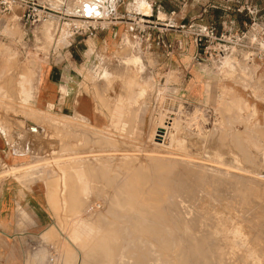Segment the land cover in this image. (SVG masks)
Here are the masks:
<instances>
[{
    "label": "rangeland",
    "instance_id": "374dc122",
    "mask_svg": "<svg viewBox=\"0 0 264 264\" xmlns=\"http://www.w3.org/2000/svg\"><path fill=\"white\" fill-rule=\"evenodd\" d=\"M35 1L51 12L33 27L19 9L0 14V185L23 189L0 204V264H264V67L237 50L166 61L101 31L86 10L107 14L105 0ZM88 24L78 106L71 116L36 109L39 66L54 45L65 50L67 29ZM245 63L252 79L239 73Z\"/></svg>",
    "mask_w": 264,
    "mask_h": 264
},
{
    "label": "crops",
    "instance_id": "0c3cea01",
    "mask_svg": "<svg viewBox=\"0 0 264 264\" xmlns=\"http://www.w3.org/2000/svg\"><path fill=\"white\" fill-rule=\"evenodd\" d=\"M150 9V14L140 13L144 7ZM248 8L250 13L244 9ZM113 10L119 15L136 12L140 15L160 19L165 17L171 23V30L164 35L165 41H179L182 45L181 52L176 58L193 57L196 48L188 35L178 31L181 27L214 25L217 31L223 29L241 30L252 22H257L264 27V0H117ZM117 11V12H116ZM170 12H175L171 18ZM258 24V25H259ZM257 27V25H256ZM112 30L123 31L124 26L117 24L110 26ZM110 33V32H109ZM127 35V34H126ZM111 42V39L108 40ZM113 41V40H112ZM100 43V42H99ZM98 43V44H99ZM107 48L105 42H101ZM109 45H114L113 42ZM188 48L191 52H188ZM166 61L173 57H166L163 50H155ZM42 63L37 70L36 92L34 106L40 111L51 112L56 115L71 116L77 107L76 95L83 69L88 66V43L75 37L62 50H57ZM93 58L92 55L90 59ZM184 68V67H183ZM0 141V156L6 157L4 144ZM2 154V155H1ZM20 185L4 181L0 185V204L16 203L23 189ZM21 203H32L26 196ZM3 211L0 209V214Z\"/></svg>",
    "mask_w": 264,
    "mask_h": 264
},
{
    "label": "built area",
    "instance_id": "2783aa9c",
    "mask_svg": "<svg viewBox=\"0 0 264 264\" xmlns=\"http://www.w3.org/2000/svg\"><path fill=\"white\" fill-rule=\"evenodd\" d=\"M103 6L106 8L109 4L114 5L117 0H105ZM19 9L22 12L21 20L28 27H33L40 22L46 20L51 10L48 7L38 4L35 0H0V14L8 15ZM247 13L248 8L244 9ZM175 12H170L168 17L171 18ZM99 23L101 31L106 30L113 25H123L126 34L143 52H150L155 50H163L166 57H175L177 53L181 52L182 45L179 41L168 42L165 41L164 35L171 30V23L165 19H152L136 12H128L123 15L116 16L110 12L107 16L96 20ZM255 22L245 26L241 31L234 32L229 29L217 31L212 24L204 26H188L181 27L178 31H183L184 35H188L195 48V54L192 60L200 64L212 59L222 58L226 55L232 54L235 50L246 54L248 60L258 62L264 67V28L260 30L255 29ZM94 28L88 24L85 30L70 27L67 29V38L69 43L81 34L92 35ZM60 34V30L57 31ZM58 41H55V44ZM53 50L49 52L48 58L55 53L56 45Z\"/></svg>",
    "mask_w": 264,
    "mask_h": 264
},
{
    "label": "bare ground",
    "instance_id": "6f19581e",
    "mask_svg": "<svg viewBox=\"0 0 264 264\" xmlns=\"http://www.w3.org/2000/svg\"><path fill=\"white\" fill-rule=\"evenodd\" d=\"M102 6H103V5H102ZM88 7H90V6H88ZM86 9H87V8H86ZM104 9H106V11H107L106 13H107V14H104V13H103V15H102V14L99 13L100 11L95 10V8H92V7L89 8V9H87L86 12H87V15H88V16L91 15V17H90L91 19H95V20H97V19H101L102 17L107 16L110 12H113V11H114V10H113V6H112V4H109L108 7L104 8ZM98 14H100V15H98ZM92 15H97V16H92ZM84 16H85V15H84ZM225 58L227 59V57H225ZM223 59H224V58H223ZM223 61H224V60H223ZM225 61H226V60H225ZM225 61H224V62H225ZM243 62H244V61H243ZM225 63H227V62H225ZM229 63H230V62H229ZM139 64H140V63H139ZM231 64H232V63H231ZM231 64H229V65H231ZM241 64H242V63H241ZM237 65H238V64H237ZM133 66H134V64H133ZM139 66H140V65H139ZM233 66H234V65H233ZM141 67H142V65H141ZM141 67H140V68H141ZM142 68H143V67H142ZM231 69H232V68H231ZM241 69H243V70H242L241 72H239V73L242 74V78H243V79H244L245 77L248 78L250 75H251V76H250L251 78H250V77H249V78L252 79V72H253V71L251 70L252 68H250V67L245 63L244 65H241ZM138 70H139V69H138ZM142 71H143V70H142ZM122 75H123V74H122ZM140 76H141V74H140ZM247 78H246V79H247ZM258 78H259V77H258ZM257 82H258V81H257ZM259 85H260V84H258V86H259ZM254 86H255V85H254ZM253 88H254V87H253ZM256 88H257V87H256ZM105 89H106V88H105ZM254 89H255V88H254ZM255 97H256V96H255ZM144 100H145V99H144ZM28 123H29V124H28L27 126L30 128V130H34V124H33L32 122H28ZM166 124H167V123H166ZM164 126H165V125H164ZM164 126L161 127V128H159V132L157 131V133L161 134V136H159V135H157L158 137L156 136V137L159 138V139L161 138V140H159V142H161V141L164 139V136H165V130H166V129L164 128ZM166 126H167V125H166ZM166 126H165V127H166ZM35 131H36V130H35ZM166 132H167V131H166ZM167 133H168V132H167ZM171 142H172V141H171ZM161 144H162V143H161ZM155 148H156V147H155ZM162 154H163V153H162ZM157 156H158V155H157ZM88 157H89V156H88ZM94 157H95V156H94ZM158 162H160V161H158ZM176 163H177L176 161H175V162H172L169 166H170V167H171V166H175ZM155 165H156V166H159L158 164H155ZM169 166H168V167H169ZM90 167H91V166H90ZM90 167H89V168H90ZM163 167H164V166H163ZM154 169H156V168L154 167ZM129 171H130V170H129ZM134 171H135V170H134ZM90 172H91V171H90ZM127 174H128V173H127ZM131 174H132V173H131ZM88 175H89V174H88ZM90 175H91V174H90ZM136 175H138V171H137V174H136ZM136 175H135V176H136ZM159 175H160V174H159ZM125 176H126V175H125ZM139 177H140V176H139ZM156 177L159 178V176H156ZM130 178H131V176H130ZM130 178H129V180H130ZM137 178H138V177H137ZM145 178H146V177H145ZM160 178H163V177L161 176ZM160 178H159V179H160ZM138 179H139V178H138ZM140 179H141V178H140ZM142 179H143V177H142ZM142 179H141V180H142ZM155 179H156L157 181L155 180V181H153V182H160V183H159V187L162 188V187H161V184H162L163 187H164V184H163L164 181L161 182V179H160V181H159L157 178H155ZM163 179H164V178H163ZM163 179H162V180H163ZM123 180H124V179H123ZM127 181H128V180H127ZM130 181H131V180H130ZM130 181H129V182H130ZM133 181H134V180H133ZM133 181H132V182H133ZM119 182H121V181H119ZM125 182H126V181H125ZM135 182H137V180H136ZM144 182H145V181H144ZM71 183H72V182H71ZM75 184H76V183H75ZM127 184H129V183H127ZM154 184H155V183H154ZM154 184L151 185V186H154ZM191 184H194V183H191ZM132 185H134V184H132ZM132 185H131V187H132ZM139 185H140V184H139ZM155 185L157 186L158 184H155ZM172 185H173V184H172ZM177 185H178V183H177ZM187 185H188V184H187ZM194 185H195V184H194ZM72 186H73V185H72ZM126 186H127V185H126ZM129 186H130V185H129ZM129 186H128V189H129ZM182 186H183V185H182ZM195 186H196V185H195ZM195 186H194V187H195ZM197 186H198V185H197ZM134 187H135V186H134ZM140 187H141V186H140ZM175 187H176V185H175ZM175 187H174V189H173V186H171V188H172L171 191H174V190H175ZM178 187H179V185H178ZM178 187H176V188H178ZM183 187H185V185H184ZM183 187H181V188H183ZM188 187H189V186H188ZM132 188H133V187H132ZM136 188L138 189V187H136ZM141 188H142V187H141ZM157 188H158V186H157ZM164 188H165V189H164V190L162 189L161 191L166 193V192L168 191V190H167L168 188H167V186H165ZM181 188H180V189H181ZM134 189H135V188L132 189V190H133L132 193L135 191ZM137 189H136V190H137ZM139 189H140V188H139ZM151 189H153V188H151ZM180 189H177V190H180ZM184 189H185V188H184ZM187 189H188V188H187ZM198 189H199V191H200L201 187L198 188ZM202 189H203V188H202ZM166 190H167V191H166ZM214 190H215V189H214ZM120 191H121V190H120ZM122 191H123V190H122ZM195 191H196V190H195ZM157 192H158V191H157ZM157 192H156V193H157ZM162 192H159V195H160V193H162ZM181 192L184 193V190L181 191ZM185 192H186V191H185ZM210 192H212V191H210ZM216 192H217V191H216ZM53 193H54V192H53ZM57 193H58V192H57ZM124 193H125V192H124ZM130 193H131V191H130ZM156 193H155V196H157ZM170 193H172V192H170ZM173 193H174V192H173ZM173 193H172V194H173ZM176 193H177V191H176ZM176 193H174V194H176ZM192 193H193V192H192ZM206 193H207V192H206ZM213 193H214V192H213ZM223 193H224V192H223ZM134 194L136 195V191L134 192ZM149 194H151V193H149ZM167 194H168V193H167ZM188 194H189V193H188ZM197 194L200 195L198 192H197ZM217 194H218V193H217ZM49 195H50V194H49ZM49 195H48V196H49ZM121 195H122V194H121ZM125 195H126V193H125ZM162 195H163V193H162ZM162 195H161V197H162ZM185 195H186V194H185ZM195 195H196V194H195ZM212 195H213V194H212ZM50 196H51V195H50ZM71 196H72V195H71ZM127 196H128V195H127ZM164 196H165V195H164ZM167 196H168V195H167ZM187 196H188V195H187ZM196 196H197V195H196ZM219 196H220V195H219ZM76 197H77V196H76ZM76 197H75V198H76ZM133 197H134V196H133ZM144 197H145V196H144ZM168 197H169V196H168ZM170 197H171V194H170ZM172 197L174 198L175 196L172 195ZM176 197H178V196L176 195ZM189 197H191V196H189ZM193 197H194V196H193ZM193 197H192V199H193ZM197 197H198V196H197ZM217 197H218V196H217ZM69 198H70V197H69ZM155 198H156V197H155ZM209 198H210V197H209ZM212 198H213V197H212ZM169 199H171V198H169ZM169 199H168V200H169ZM175 199H176V198H174L173 201H174ZM179 199H180V198H179ZM179 199H178V200H179ZM196 199H197V198H196ZM210 199H211V198H210ZM69 200H70V199H69ZM141 200H142V199H141ZM144 200H145V199H144ZM176 200H177V199H176ZM181 200H182V198H181ZM118 201H119V200H118ZM146 201H148V200H146ZM173 201H171V202H173ZM194 201H196V200L194 199ZM213 201H214V200H213ZM155 202H156V200H155ZM165 202H166V201H165ZM175 202H177V201H175ZM179 202H180V200H179ZM211 202H212V201H211ZM222 202H223V201H222ZM74 203H75V204H74ZM74 203H73V205L75 206V205H76V202H74ZM169 203H170V202H169ZM180 203H181V202H180ZM214 203H215V202H214ZM146 204L148 205V202H147ZM174 204H175V203H174ZM177 204H178V202H177ZM177 204H176V205H177ZM182 204H184V203H182ZM221 204H222V203H221ZM150 205H151V204H150ZM188 205H189V204H188ZM193 205H194V204H193ZM144 206H146V205H144ZM174 206H175V205H174ZM179 206L182 207L181 204H179ZM186 206H187V205H186ZM75 207H76V206H75ZM153 207H154V206H153ZM175 207H176V206H175ZM177 207H178V206H177ZM183 207H185V205H183ZM183 207H182V208H183ZM188 207H189V206H188ZM227 207H228V206H227ZM143 208H144V207H143ZM145 208H146V207H145ZM159 208H160V207H159ZM182 208H181V209H182ZM163 209H164V208H163ZM183 209H185V208H183ZM191 209H192V208H191ZM142 210H143V209H142ZM161 210H162V209H161ZM174 210H175V209H174ZM174 210H173V211H174ZM178 210H180V209H178ZM187 210H188V209H187ZM173 211H172V212H173ZM109 212H110V211H109ZM181 212H182V210H181ZM181 212H180V213H181ZM190 212H192V210H191ZM190 212H189V213H190ZM194 212H195V211H194ZM112 213H113V212H112ZM182 213H183V212H182ZM161 214H162V213H161ZM164 214H165V213H164ZM183 214H184V213H183ZM186 214H187V213H186ZM190 214H191V213H190ZM162 215H163V214H162ZM184 215H185V214H184ZM187 216H188V215H187ZM190 216H191V215H189V217H190ZM193 216H194V215H193ZM193 216H192V217H193ZM184 217H185V216H184ZM205 218H206V217H205ZM190 219H191V218H190ZM213 220H214V219H213ZM191 222L194 224V226H196L197 224H199V219L195 217V219H194V220H191ZM211 222H212V218H211ZM211 222H210V223H211ZM213 222H214V221H213ZM201 223H202V222H201ZM203 223H204V222H203ZM207 224H208V223H207ZM205 225H206V223H205ZM211 225H212V224H211ZM249 225H250V223H249ZM197 226H200V225H197ZM197 226H196V227H197ZM205 227H206V226H205ZM209 229H210V228H209ZM210 230H211V229H210ZM109 235H110V234H109ZM194 240H195V239H194ZM108 241H109V240H108ZM110 241H111V239H110ZM260 241H261V239H259V241L256 242V243H257V246H255V247H258V246L263 245V243L260 242ZM262 241H263V240H262ZM99 242H100V241H99ZM101 242H102V241H101ZM128 243H129V242H128ZM225 243H226V242H225ZM111 244H112V243H111ZM196 245H197V244H196ZM219 245H222V244H219ZM226 245H227V244H226ZM97 246H98V245H97ZM200 247H201V246H200ZM100 248H101V247H100ZM258 248H259V247H258ZM263 248H264V247H263ZM127 249H128V248H127ZM132 249H133V248H132ZM134 249H135V248H134ZM229 249H230V251L232 250L231 248H229ZM117 250H118V249H116V251H117ZM148 250H149V249H148ZM148 250L146 249V251H148ZM96 251H97V250H96ZM98 251H99V250H98ZM100 251H101V250H100ZM123 251H124V250H123ZM131 251H132V250H131ZM138 251H139V250H138ZM138 251H137V252H138ZM149 251H150V250H149ZM212 251H213V250H212ZM219 251H220V250H219ZM245 251H246V250H245ZM254 251H255V250H254ZM90 252H91V251H90ZM120 252L122 253V251H120ZM135 252H136V251H135ZM137 252H136L135 254H137ZM216 252H217V251H216ZM255 252H256V251H255ZM255 252H254V253H255ZM102 253H103V252H102ZM115 253H116V252H115ZM144 253H145V252H144ZM149 253H150V252H149ZM149 253H148V254H149ZM214 253H215V252H214ZM117 254H118V253H117ZM124 254H125V253H124ZM124 254H123V256H124ZM129 254H131V253L129 252ZM148 254H147V255H148ZM155 254H156V253H155ZM200 254H201V253H200ZM255 254H256V253H255ZM92 255H93V254H92ZM101 255H102V254H101ZM114 255H115V254H114ZM114 255H113V256H114ZM118 255H119V254H118ZM121 255H122V254H121ZM127 255H128V254H127ZM137 255H138V254H137ZM198 255H199V254H198ZM207 255H208V254H207ZM232 255H233V254H232ZM252 255H253V253H252ZM252 255H251V256H252ZM256 255H257V254H256ZM125 256H126V255H125ZM125 256H124L123 258H125ZM132 256H133V255H132ZM138 256H139V255H138ZM149 256H151V255H149ZM154 256H155V255H154ZM218 256H219V255H218ZM114 257H115V256H114ZM120 257H122V256H120ZM136 257H137V256H136ZM151 257H153V256H151ZM200 257H201V255H200ZM200 257H199V258H200ZM89 258H90V257H89ZM127 258H128V257H126V259H127ZM138 258H140V257H138ZM147 258H148V257H147ZM147 258L145 259L144 262L149 263L148 260H147ZM242 258H243V257H242ZM262 258H264V256H263ZM91 259H92V258H91ZM130 259H132V258L130 257V258L128 259V262H129ZM203 259H205V258H203ZM213 259H215V257H214ZM235 259H236V258H235ZM240 259H241V258H240ZM104 260H105V259H104ZM119 260H120V259H119ZM119 260H118V261H119ZM136 260H137V259H136ZM146 260H147V261H146ZM152 260H153V259H152ZM160 260H161V259H160ZM164 260H165V259H164ZM238 260H239V259H238ZM130 261H131V260H130ZM137 261H138V260H137ZM142 261H143V260H142ZM153 261H154V260H153ZM161 261H163V260H161ZM183 261H184V260H183ZM219 261H220V260H219ZM228 261H229V260H228ZM241 261H242V260H241ZM260 261H261V260H260ZM119 262H121V261H119ZM122 262H123V261H122ZM125 262H127V261H125ZM132 262H134V261H132ZM132 262H131V263H132ZM158 262H160V261H158ZM163 262H164V261H163ZM180 262H181V261H180ZM220 262H221V261H220ZM230 262H231V261H230ZM232 262H233V260H232ZM131 263H129V264H131ZM137 263H139V262H137ZM121 264H122V263H121ZM123 264H124V262H123ZM140 264H141V263H140ZM142 264H143V263H142ZM149 264H150V263H149ZM158 264H159V263H158ZM176 264H177V263H176ZM186 264H187V263H186Z\"/></svg>",
    "mask_w": 264,
    "mask_h": 264
}]
</instances>
